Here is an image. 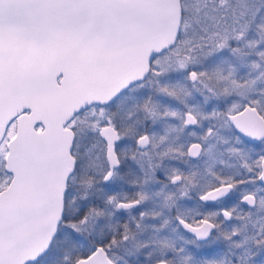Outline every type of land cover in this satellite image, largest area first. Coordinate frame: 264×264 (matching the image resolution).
I'll return each instance as SVG.
<instances>
[{
  "label": "snow or ice",
  "instance_id": "obj_1",
  "mask_svg": "<svg viewBox=\"0 0 264 264\" xmlns=\"http://www.w3.org/2000/svg\"><path fill=\"white\" fill-rule=\"evenodd\" d=\"M0 264H264V0H0Z\"/></svg>",
  "mask_w": 264,
  "mask_h": 264
}]
</instances>
